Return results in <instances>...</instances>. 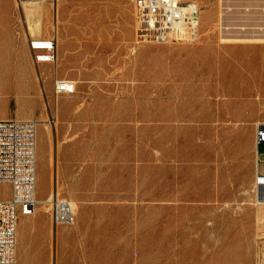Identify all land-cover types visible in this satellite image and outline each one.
I'll use <instances>...</instances> for the list:
<instances>
[{
	"label": "rangeland",
	"instance_id": "374dc122",
	"mask_svg": "<svg viewBox=\"0 0 264 264\" xmlns=\"http://www.w3.org/2000/svg\"><path fill=\"white\" fill-rule=\"evenodd\" d=\"M191 1L196 42L156 43L137 41L133 0H47L58 60L37 66L25 4L0 0V120L39 122L38 199L57 166L76 209L59 226L40 202L19 217L49 264L55 246L57 264H264V41L226 40L264 39V0Z\"/></svg>",
	"mask_w": 264,
	"mask_h": 264
},
{
	"label": "built area",
	"instance_id": "2783aa9c",
	"mask_svg": "<svg viewBox=\"0 0 264 264\" xmlns=\"http://www.w3.org/2000/svg\"><path fill=\"white\" fill-rule=\"evenodd\" d=\"M40 0H20V2ZM138 42L195 43L199 36L200 10L190 0H133ZM28 47L33 63L55 64L58 43L55 37H32ZM39 122L26 119L0 120V183L10 185L7 199L0 200V264L17 263V229L20 215H33L37 196V141ZM264 123L256 124V175L254 185L264 203ZM49 199V198H48ZM54 225L73 223L76 209L57 194L49 201Z\"/></svg>",
	"mask_w": 264,
	"mask_h": 264
},
{
	"label": "crops",
	"instance_id": "0c3cea01",
	"mask_svg": "<svg viewBox=\"0 0 264 264\" xmlns=\"http://www.w3.org/2000/svg\"><path fill=\"white\" fill-rule=\"evenodd\" d=\"M25 10H26V8L23 7V14H24V16H27L28 21H29V25H32L31 28L29 26V29H30L29 34H31L32 36L38 35V36L42 37L41 36L42 31L36 30L34 25L30 22L28 15L25 13ZM57 56H58V53H57ZM48 123H49V121H48ZM47 125L42 124V126L46 130V132H47L48 127H49ZM56 125H57V122L55 123L54 126H56ZM39 131L40 130H38L37 162H38V151H39ZM50 131H51V129H50ZM37 168H38V166H37ZM37 179H38V169H37ZM52 194H53V192H52ZM47 195H48V193L46 195L40 197V198L44 199ZM20 216H23V215H20ZM18 223H19V221H18ZM36 223H37V220L34 222V224H36ZM28 228H29L28 222L25 220L24 223L22 225H20V233L19 234H18V229H17V263L16 264H49V262H48V250H47L48 244L46 243L43 247L42 242L40 241L39 242L40 245L38 248L35 247L33 244H31V242H30V240H29V238L25 232L26 230H28Z\"/></svg>",
	"mask_w": 264,
	"mask_h": 264
},
{
	"label": "bare ground",
	"instance_id": "6f19581e",
	"mask_svg": "<svg viewBox=\"0 0 264 264\" xmlns=\"http://www.w3.org/2000/svg\"><path fill=\"white\" fill-rule=\"evenodd\" d=\"M58 1V0H56ZM191 1V0H190ZM47 2V0H40L39 2H28V4H26L27 2L24 1V7L26 8L25 10V13L28 15L29 17V20L30 22L34 25V27L36 28V30L38 31H42V26H43V17H44V14H45V10H46V7L43 5ZM220 2V1H219ZM55 4V3H54ZM59 4V3H58ZM53 6V5H52ZM56 7H57V4H56ZM222 8V7H221ZM55 12V11H54ZM54 15V14H53ZM55 16V15H54ZM54 18V17H53ZM200 18H201V15H200ZM54 20V19H53ZM64 21V20H63ZM56 22V21H55ZM55 24V23H54ZM53 24V25H54ZM47 25V24H46ZM57 26V25H56ZM58 28V27H56ZM239 36V37H237ZM235 38H231V39H226V40H234V41H237V42H248V41H254V42H257V41H264V39L260 38H254V39H250V38H241L240 37V34L237 35ZM253 36V35H252ZM261 36V35H260ZM225 41V40H224ZM56 118V117H55ZM49 123H52L53 126L55 125L56 123V120H49ZM43 125H47L48 124V121L46 122H42ZM48 126V125H47ZM57 132V126H56V130ZM50 133V127H48V130H47V134ZM52 146V145H51ZM52 149V148H51ZM256 150V149H255ZM52 152V151H51ZM52 155V154H51ZM51 159V158H50ZM51 163V162H50ZM51 166V165H50ZM57 166H55V178H54V183H55V190L52 194V191L51 193L49 194V196L47 197V199L43 200V199H40L39 202L44 205H48L49 204V201L52 199L53 195L55 196L56 194L58 195L59 194V189H58V186H57V183H58V178H57ZM49 198V199H48ZM261 204L262 201H261ZM74 205V203H73ZM44 207V206H43ZM46 210V209H45ZM48 210V209H47ZM46 210V211H47ZM44 213V212H43ZM59 234V231L56 230V237L58 236ZM55 238V237H54ZM258 239V238H257ZM255 241V240H254ZM55 258H54V264H57L58 263V260H57V255H56V246H55Z\"/></svg>",
	"mask_w": 264,
	"mask_h": 264
}]
</instances>
